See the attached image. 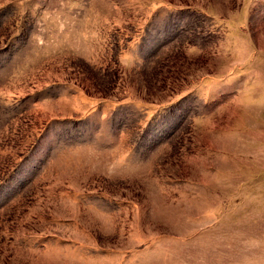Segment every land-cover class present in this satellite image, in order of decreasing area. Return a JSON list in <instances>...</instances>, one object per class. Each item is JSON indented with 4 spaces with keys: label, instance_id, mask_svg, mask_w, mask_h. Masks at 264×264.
Wrapping results in <instances>:
<instances>
[{
    "label": "rangeland",
    "instance_id": "obj_1",
    "mask_svg": "<svg viewBox=\"0 0 264 264\" xmlns=\"http://www.w3.org/2000/svg\"><path fill=\"white\" fill-rule=\"evenodd\" d=\"M0 264H264V0H0Z\"/></svg>",
    "mask_w": 264,
    "mask_h": 264
}]
</instances>
